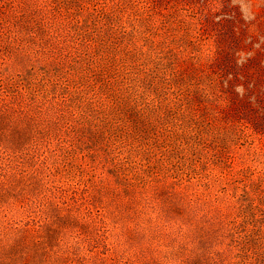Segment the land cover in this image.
Returning <instances> with one entry per match:
<instances>
[{"label": "rangeland", "instance_id": "374dc122", "mask_svg": "<svg viewBox=\"0 0 264 264\" xmlns=\"http://www.w3.org/2000/svg\"><path fill=\"white\" fill-rule=\"evenodd\" d=\"M235 219L264 233V0H0V264H229Z\"/></svg>", "mask_w": 264, "mask_h": 264}, {"label": "trees", "instance_id": "16d2710c", "mask_svg": "<svg viewBox=\"0 0 264 264\" xmlns=\"http://www.w3.org/2000/svg\"><path fill=\"white\" fill-rule=\"evenodd\" d=\"M69 11L72 16L67 18V22L61 24H57V27H53V29H57V35L56 38L58 40H64L65 44L64 46L59 45L61 48H66L68 46H71V43H73V38H75L76 35L82 36V30L83 27L86 24V20L84 21V18H82L80 15L74 13L72 6H68ZM41 31L45 35L47 34L45 28H41ZM62 36H65L64 38ZM71 36V37H70ZM60 42V41H59ZM165 44V42H163ZM167 48H170L171 51H174L175 46L174 45H168ZM165 47V48H166ZM178 50L177 52H174V64L172 73L174 75L183 76V72L180 68V59L183 54L182 47L177 46ZM165 50V49H164ZM184 77V76H183ZM32 90V89H30ZM26 92H30L29 90H25ZM186 102L190 104L191 100L188 99ZM21 106H26L24 102H20ZM29 106V113L33 116H38L39 119L42 117V110L37 109L38 112L33 111L35 108H33L32 104H28ZM126 179V178H125ZM131 180H129L128 185L131 184ZM246 217V216H245ZM222 221L225 222V219H222ZM232 223H228L227 226H229V233H232L233 238L231 239V242H226L225 238L218 237V241H216V245L214 246L211 253L213 254V258L215 259H223L224 261H228L229 264H264V233L262 232V228H259L258 230H251L247 227H245L246 220H233ZM2 223V224H1ZM10 222H0V254L6 250V248H10V246L13 244V240H15L18 236L21 235L22 232H20V229L15 227L14 229L8 228L6 225H8ZM250 223V222H249ZM264 225V224H263ZM7 227V229L5 228ZM218 231V235H220ZM257 234V235H256ZM224 235V234H221ZM220 239V240H219ZM227 244V245H226ZM224 245H226L224 247Z\"/></svg>", "mask_w": 264, "mask_h": 264}]
</instances>
